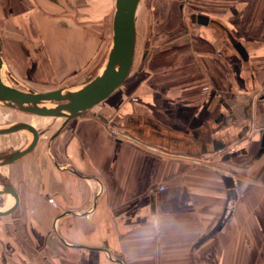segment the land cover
Returning <instances> with one entry per match:
<instances>
[{"label":"crops","instance_id":"obj_1","mask_svg":"<svg viewBox=\"0 0 264 264\" xmlns=\"http://www.w3.org/2000/svg\"><path fill=\"white\" fill-rule=\"evenodd\" d=\"M114 10L0 0L5 68L49 89L88 82ZM136 14L134 77L52 142L64 119L0 111L41 133L0 166L20 198L0 217V264H264V0H141ZM29 134L0 135V155Z\"/></svg>","mask_w":264,"mask_h":264},{"label":"water","instance_id":"obj_2","mask_svg":"<svg viewBox=\"0 0 264 264\" xmlns=\"http://www.w3.org/2000/svg\"><path fill=\"white\" fill-rule=\"evenodd\" d=\"M141 0H115L112 23V40L106 63L102 70L91 80L79 86H62L36 91L20 89L5 76V57L0 36V105L41 117L64 119L60 128L50 138L58 135L67 124L89 113L106 101L122 85L131 80L137 44V11ZM200 23L219 22L203 15L193 16ZM221 25V24H219ZM222 26V25H221ZM229 36L232 35L229 33ZM235 42V41H234ZM236 43V42H235ZM238 46V44H236ZM21 130L32 133L33 139L28 146L11 153L0 155V166L8 165L31 152L40 142L41 133L36 126L28 122H15L0 126V135L12 134ZM11 193L16 199L13 207L0 209V217L13 212L19 204V194L15 188H0V195ZM118 261L121 262L119 259Z\"/></svg>","mask_w":264,"mask_h":264},{"label":"rangeland","instance_id":"obj_3","mask_svg":"<svg viewBox=\"0 0 264 264\" xmlns=\"http://www.w3.org/2000/svg\"><path fill=\"white\" fill-rule=\"evenodd\" d=\"M180 28H182V27H180ZM111 40H112V37H111ZM139 53H140V50L138 48V50H137V60H139V56H140ZM4 73H5V76L7 77V79L11 82V84H13L14 86H16V87H18L20 89L28 90V89L32 88V90L36 89V91H45V90L49 89L46 86L34 85L33 83H31L28 80L27 81H23L21 78H20V80H18L19 78L15 75L14 71L11 72L7 67L5 68ZM14 78L18 81V83H17V81H15ZM3 109H7V108H5V106L0 105V111H2ZM10 110H11V112L14 113L15 120H18L19 117H21V118H23V117L29 118L31 116H36L33 113L30 114V113H24V112H21V111L18 112L17 110H14V109H11V108H10ZM8 118H9V116H8ZM4 119H6V118H4V114H2V115L0 114V123L7 121V120H4ZM29 137L31 139L32 135L29 134ZM14 147H16V146H14ZM7 206H8V204H7L6 198L5 197H0V209L6 208Z\"/></svg>","mask_w":264,"mask_h":264},{"label":"built area","instance_id":"obj_4","mask_svg":"<svg viewBox=\"0 0 264 264\" xmlns=\"http://www.w3.org/2000/svg\"><path fill=\"white\" fill-rule=\"evenodd\" d=\"M13 77V76H12ZM15 79V78H14ZM15 81H17L16 79H15ZM17 83H18V81H17ZM111 132H112V134L114 135V136H117V135H120V130L117 128V127H113L112 129H111Z\"/></svg>","mask_w":264,"mask_h":264},{"label":"bare ground","instance_id":"obj_5","mask_svg":"<svg viewBox=\"0 0 264 264\" xmlns=\"http://www.w3.org/2000/svg\"><path fill=\"white\" fill-rule=\"evenodd\" d=\"M48 118V117H47ZM41 119H43V118H41ZM41 122H43V121H41Z\"/></svg>","mask_w":264,"mask_h":264}]
</instances>
